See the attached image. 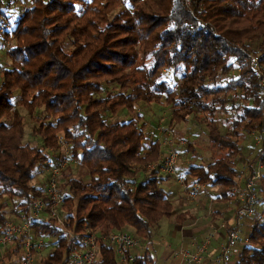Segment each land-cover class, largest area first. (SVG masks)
I'll use <instances>...</instances> for the list:
<instances>
[{"label":"trees","instance_id":"1","mask_svg":"<svg viewBox=\"0 0 264 264\" xmlns=\"http://www.w3.org/2000/svg\"><path fill=\"white\" fill-rule=\"evenodd\" d=\"M4 5L0 0L6 17ZM27 8L5 32L9 65L0 67L1 226L8 201L20 199L18 207L28 210L43 195L33 184L35 172L63 138L90 177L89 183L64 178L72 229L89 225L108 235L129 228L137 239L151 241L163 219L176 214L163 179L138 181L145 170L138 176L133 169L160 155L159 143L145 150L139 104L168 107L172 123L202 120L211 160L190 165L184 175L217 187L223 201L234 200L243 142L264 129V0H30ZM181 66L186 71L173 86L164 73ZM232 71L238 75L218 84ZM230 103L235 117L222 134L217 115ZM27 117L38 144L25 141ZM260 146L244 164L261 162L263 183L264 141ZM262 183L249 244L236 264H264ZM33 228L36 238L58 237L45 263L66 264L74 246L57 221L38 220ZM20 250L17 243L8 256ZM100 255L101 264H120L107 245ZM134 264L157 263L147 252Z\"/></svg>","mask_w":264,"mask_h":264},{"label":"built area","instance_id":"2","mask_svg":"<svg viewBox=\"0 0 264 264\" xmlns=\"http://www.w3.org/2000/svg\"><path fill=\"white\" fill-rule=\"evenodd\" d=\"M28 8H25L27 11ZM7 27L0 28V43L5 40ZM7 49L8 43H5ZM255 142L259 145L264 141V129L255 136ZM61 152L60 158L55 163H49L50 179L47 188L43 191L42 199L33 200L28 210L11 213L5 223L0 225V250L14 248L17 243H21L22 257L19 264H38L37 258L46 247L44 238L34 236L33 225L40 220L42 212H48L51 219H55L59 224L63 221L56 214L55 209L64 204L63 194L59 187L58 177L61 172L69 167L75 166L78 162L73 159L71 148L63 138L59 142ZM179 155L171 150L167 157L156 164H149L146 168L148 172H163L168 177L177 182L187 194L188 199H195L204 189L201 184L192 183L181 175L177 165ZM263 165L258 162L255 168L248 164H243L238 169L239 182L236 185L235 198L238 206L235 225L228 230L226 243L217 250L216 253L210 251V238L196 245L195 252L177 250L174 255L180 261L179 264H236L243 253V249L248 246V242L241 237V224L244 219H252L256 214V201L258 190L263 178ZM229 225H222L228 228ZM73 233L64 231V238L72 242L73 248L68 254L66 264H101L102 257L100 250L102 245L112 248L120 264H134L139 255L136 252L151 250V241H141L132 233L126 231H114L108 235H102L91 226L85 225L80 231L73 230ZM61 235V236H62ZM0 264H3L0 261Z\"/></svg>","mask_w":264,"mask_h":264},{"label":"rangeland","instance_id":"3","mask_svg":"<svg viewBox=\"0 0 264 264\" xmlns=\"http://www.w3.org/2000/svg\"><path fill=\"white\" fill-rule=\"evenodd\" d=\"M1 1H3L5 3L3 10L6 11V17L0 16V23H4V24H2V26L3 27L6 26L8 28V30L9 29L11 30L15 26L14 25L15 20L21 16V14L24 12L25 8L30 7V0H1ZM6 42L8 43V45L10 47V45H11L10 40H7V41L2 40L0 43V67H7L9 65V63H8L9 60L6 56V50H7V47L5 45ZM185 71H186L185 66H181L178 70H166L163 77L165 80H167L168 82H170L174 86L178 83L182 74H184ZM237 75H238L237 71H234V72L232 71L231 74L226 75V76H222L219 79L218 84L226 85L230 79L236 77ZM0 79H1V76H0ZM231 98H233V96H231ZM239 102H240L239 99H237V102L235 104H237ZM233 107H234L233 104H231V103L227 104L226 108L229 111L228 112H220L217 115V122L219 124V127H220L222 134H226L230 130V128H229L230 121L232 120V118L235 117V110L234 111L232 110V109H234ZM137 114H140L142 117V120L139 123L146 127L145 132H146L147 136L150 138L149 146L154 144V143L160 144V155H159L158 159L151 162L150 165L161 162L163 159H165L167 157V155L169 154V152L171 150H174L179 155V162H178L177 168H178L179 173L183 176H185L184 171L190 165L201 166V165H206L210 162L212 151L209 148L210 142L208 141V130H207L205 124L202 122L201 119H199L197 117L195 118L194 116H190L188 118L187 122H182V123H174L173 122L172 123V112L168 107H166L164 105L163 106H158V105H151V106L147 105L146 106L144 104H139L137 106ZM27 118L28 119L25 120L27 123V127H26L27 135H26L25 141H27L29 139L33 143L38 144L39 139L37 137L34 138L33 134H32L33 133L32 130L35 127V123L31 122L29 117H27ZM258 134L259 133H253L251 135L252 137L251 136L247 137L245 139V141L243 142V153H242V156L240 158L241 165L238 168H240L245 163V160L254 159L257 156L258 151L260 150L261 146L258 145V143H256L254 141L255 140L254 138ZM165 142H166L167 146L164 145ZM147 149H148V147L145 146V150H147ZM60 152H61V148H60V150L55 152L57 154V159L54 161V157L51 155L49 157V161H54L53 163H55L60 158ZM52 153L53 152L49 153V155ZM47 162H48V160L45 162V164L39 166L35 172L36 177L34 179L33 184L38 189L41 190L40 194L44 193V192L42 193V191H45V189L48 186L49 179H50V172H49L50 170H49L48 165H46ZM148 166H149V164L146 166H140V165L135 164L133 166V169L136 172H139V173H137L138 176L142 174L141 176H139L137 178V180L141 181V180H143L144 176H149V175L159 176L163 179V181L169 180V182L172 185L169 190H171V192L173 193V197H171V194H170V192H168V190H166V189L165 190L169 194L170 198H172V199L175 198L172 200V202L175 206V214L180 212V208H181V206H179L180 203L181 204L183 203L186 205L189 204V206H191L192 203L196 202V198L195 199H188L187 194L182 189V187L177 182H175L173 179L168 177L165 173H163V172H154V173L148 172L146 170V168ZM142 170L143 171L145 170L144 173L143 172L141 173ZM65 177H68V178L70 177V178H74V179H82L85 183L90 182V177H89L87 168L83 165H80L79 162L75 166L73 165V166H69V167L65 168L61 172V175L58 177L59 187L61 189L62 194H64V192L66 190L65 186H64L65 180H66V179H64ZM238 182H239V179L237 177V183ZM162 183L163 184L161 186L165 187L164 182H162ZM201 185H202V187H205V185H203V184H201ZM262 187H264V181L262 183ZM233 193L235 194L234 190H233ZM43 197H44V195H42V196L40 195L37 199H42ZM37 199H35V200H37ZM3 200L4 199H1L0 202H2ZM19 201L17 199L15 200V202L14 201H8V206L6 209V213H7L6 219L9 217V215L11 213H15V212L20 211V208L18 207ZM215 203H216V201H215ZM211 205H212V203H210V202L205 203V206H207L208 208L209 207L211 208ZM185 207H187V206H185ZM65 208L66 207H64V204H63V205H61L55 209L56 214L63 221V223H61V224H59L57 222V225L60 226L63 231H66V232L69 231L71 234V233H73L72 231L74 230V229H72L73 223L67 218L68 212L66 211ZM73 209H75V208H73ZM205 212H206V215L209 217L214 216V215L208 214L209 213L208 209ZM73 214H75L74 210H73ZM39 218L41 221L42 220L48 221L49 219H51V216L48 212H42L40 214ZM163 221H164V219H163ZM174 221L175 220H173V219L169 220L170 223H168V224H170V227H168V226L164 227L163 226L162 230H161V228L158 229L156 227V229H154V235H153L152 241L155 243H163V242L172 243L173 241L170 240V238L168 237V234L170 233L171 230L174 229L173 228L174 225H172L174 223ZM251 221H252V219H244L242 221L243 223H245V225H242V227H241L243 229V233L241 234V237L243 240L248 239ZM233 226L229 225L228 230L231 229ZM96 231H98V230H96ZM122 231L132 233L135 236L133 229L126 228ZM98 232H100V231H98ZM57 240H58V237L49 236V237L44 238L45 247H46V249L44 251L45 255H46V259L44 261V264H46L45 262L47 261V258L55 252L56 247H55L54 243ZM248 244H249V242H248ZM151 248L152 249L150 251H148V253L152 258L156 259V256L154 253L156 251L157 252L160 251L161 248H158V247L154 248V246H152ZM136 253H138L140 257H144L147 254V252H145V251H139ZM21 255H22V253H20L18 256H15L14 259L15 258L19 259V257H21ZM40 255H42V254H40ZM5 256H6V254H5ZM1 260H3V259H1Z\"/></svg>","mask_w":264,"mask_h":264},{"label":"crops","instance_id":"4","mask_svg":"<svg viewBox=\"0 0 264 264\" xmlns=\"http://www.w3.org/2000/svg\"><path fill=\"white\" fill-rule=\"evenodd\" d=\"M149 144H150V138L147 136L145 146L148 147ZM164 145L167 146L166 142L164 143ZM51 155L54 157V161H55L57 159V154L52 153L49 155V157ZM54 161H49L48 159L46 165ZM163 182L165 186L163 188L168 190V192H170L171 194V197H173V193L171 192V190H169L172 186L171 183L169 182V180ZM17 200L19 201L20 199ZM20 202L21 200L19 201V203ZM207 202L212 203L211 208L209 207L210 209L207 206H205V203ZM179 206H181L180 212H178L173 218H171L175 220L174 223L172 224L174 225L173 227L174 229L171 230L170 233L168 234V237L174 243L173 242L155 243L151 240L153 244L152 246H154V248L155 247L161 248L160 251L158 252L156 251L154 253L156 259L153 258V260L157 264H179L180 261L174 255L175 251L182 249L193 253L196 250L195 244H200L208 238H210V242H211L210 251L216 253L217 250L221 248L226 243L227 240L228 228H223L222 225L226 224L233 226L236 223V214L238 209V206L236 204V198L228 202L223 201L221 198H219V195L217 194V187L205 185L203 191L199 193L198 196L196 197L195 203H192L191 206H189V204L186 205L180 203ZM207 209L209 210L208 214L214 215L213 217H209L206 215L205 211ZM177 217L180 220H178ZM171 219H164V221L161 222L160 225L161 230L163 226L170 227V224L168 223H170L169 220ZM242 225H245V223L241 224V227ZM245 241L248 242V239H246ZM9 251H11V249L0 250V261L3 264H19L22 255L21 257H19V259L16 258L14 259V257L22 253V250H20L18 254L11 256H8ZM135 255H139V254L136 253ZM45 259H46V255L45 252H43L42 255L38 256L37 263L44 264Z\"/></svg>","mask_w":264,"mask_h":264}]
</instances>
